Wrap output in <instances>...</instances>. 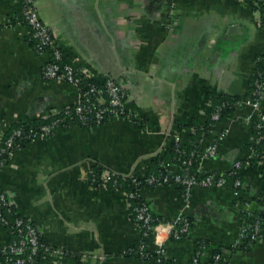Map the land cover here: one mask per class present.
Listing matches in <instances>:
<instances>
[{
  "label": "crops",
  "instance_id": "obj_1",
  "mask_svg": "<svg viewBox=\"0 0 264 264\" xmlns=\"http://www.w3.org/2000/svg\"><path fill=\"white\" fill-rule=\"evenodd\" d=\"M170 6V0H35L66 64L88 80H114L127 95L125 118L91 128L66 124L14 151L0 168V191L50 250L38 264H153L137 251L152 256L157 241L174 264H192L195 240L209 243L202 263L217 250L223 264H264V241L244 247L239 239L248 215L264 229L263 133L257 112L244 104L264 55L263 18L244 0H176ZM19 14L15 0H0V147L15 125L44 121L79 98L73 85L43 79L48 55L34 52ZM217 97L239 102L211 135L194 138L205 147L224 133L216 156L202 158L197 168L225 176L239 163V186L194 187L188 197L175 185L141 189L161 223L142 236L123 192L93 186L90 172L100 167L145 178L171 148L172 134L183 146L191 141L185 129L203 127ZM160 166L168 175L179 170L173 161ZM181 217L192 230L170 239L169 225ZM11 242L0 223V248Z\"/></svg>",
  "mask_w": 264,
  "mask_h": 264
},
{
  "label": "built area",
  "instance_id": "obj_2",
  "mask_svg": "<svg viewBox=\"0 0 264 264\" xmlns=\"http://www.w3.org/2000/svg\"><path fill=\"white\" fill-rule=\"evenodd\" d=\"M20 6V14L23 24L30 31V38L34 42L32 49L36 54H47L48 61L42 70V77L46 81H63L69 83L77 88L79 98L77 103L70 109L64 108L59 111L51 113L50 122L47 124L34 127L26 132L23 129H14L11 134L6 137L0 147V168L7 163L14 151L19 149L20 141L22 139H29L33 141L36 138H47L51 136L55 130L64 127L66 124L76 123L83 127H96L102 125L108 119H123L126 117L125 106L127 104V95L125 91L116 82L108 79L103 84L102 88L90 86L89 90L85 91L81 88V82L88 80L86 75L82 72L75 71L69 64L63 62L64 55L56 45L52 32L48 26L43 24L37 14L35 8V0H15ZM176 0H170L172 8ZM243 1V0H240ZM256 61V68L257 62ZM261 69V68H260ZM258 69V77L254 84L253 98L244 102L245 105L251 107L258 114V129L262 134L261 139L264 140V108L260 106V99L264 91V70L260 72ZM264 69V63H263ZM213 121L219 120V113L211 115ZM224 133L215 138L211 143L202 147V154L199 158L197 167L202 158H214L218 152V147L224 139ZM171 143L175 147V151L183 155L186 153L185 147L180 143L179 135H171ZM18 148V149H17ZM194 153L188 154L186 159L178 163V172L174 175H166L167 171L163 167L158 175H148L143 178V183L148 186L160 187L167 185H175L183 187L184 196L188 197L190 191L194 187L208 188L211 186H224L225 176H215L212 174L203 175L198 168L196 173L190 174L188 167L192 163ZM239 163H236L233 168L238 169ZM121 179H131V184L135 189L126 192L122 189L118 181ZM90 183L93 186L106 187L111 186L115 191H121L128 201V211L133 217V221L142 232V236H147L150 232H157L161 223H156L152 216L151 210L146 202L142 199L140 190L141 183L133 176H118L108 171H102L100 176H96L90 172ZM234 186H239V180L235 181ZM137 203L134 204V201ZM7 205V200L3 194L0 195V223L5 226L6 221L1 214V208ZM179 218L170 224L169 236L175 240L180 239V235L186 233L188 230L187 223ZM183 223V224H182ZM178 225L180 226L179 228ZM13 229L17 234V239L12 241L9 245L0 250V264H35V257L42 252V255L49 254L50 250L41 243L37 229L34 225L24 223L23 219H17L14 223ZM240 241L242 243H253L257 241H264V231L261 229L258 222L253 226H245L240 231ZM139 256L143 259L145 257L144 249L140 248ZM145 254V255H144ZM156 256L155 263L161 264L162 260L166 258V253L162 241H157V250L153 254ZM200 254L196 253L192 259V264H200ZM213 261H218L221 256L215 255L212 257Z\"/></svg>",
  "mask_w": 264,
  "mask_h": 264
},
{
  "label": "trees",
  "instance_id": "obj_3",
  "mask_svg": "<svg viewBox=\"0 0 264 264\" xmlns=\"http://www.w3.org/2000/svg\"><path fill=\"white\" fill-rule=\"evenodd\" d=\"M245 2H247L248 4H250L252 6V8L257 11L260 15L262 19V26L264 27V0H244ZM19 20L23 23L22 21V18H21V14H19ZM30 45L31 47H33V41L31 40L30 38ZM64 58V61H62L60 64L63 65V62H65V56L63 57ZM257 60H259L257 62V67L259 68H255V71H254V74L252 76V80H251V90H250V95H249V99H252L253 98V91H254V84L257 80V77H258V69H260V72H263V63H264V55L262 57H259ZM262 79V82H263V78ZM81 88L85 91L89 90V87L90 86H95L97 88H102L104 86L103 83H99V82H95V81H91V80H85L83 82H81L80 84ZM212 107L209 109V112L207 113L206 115V118H205V122H204V126L203 127H199V126H189L187 127L185 130L187 132V135H188V138L191 140L189 143L185 144V151L186 153L183 154V155H180V153L176 152L175 151V147L174 145H171V148L167 149L164 151V153L162 155H159L156 160H154V162H152L151 166H150V170H149V173L147 174L148 175H158L161 171L160 166L162 163H164L165 161H173V163H179L181 162V160H184L186 159V157H188V154L193 152L194 153V157L192 158V163L191 165L188 167V171L190 174H195L196 173V168H197V164H198V161H199V158L203 152L202 150V147H200V144H194L193 142L195 141L194 138L195 137H198V139H201L202 137H208L209 135L212 134V127L214 125H216L217 123H219V121L223 118H228V117H231L235 111H236V107H237V104L239 102V100H237L236 98H228V97H217V98H212ZM73 108L70 107V109ZM216 111H218L219 113V120L218 121H213L211 119V115L216 113ZM51 120V118H48L44 121H40L39 123H22V124H17L15 125L14 127H12L8 134L6 135V137H8L11 132L14 130V129H17V128H22L24 132H26V134L28 133V131L31 129V125H33L34 127H38L39 125H42V124H47L49 123ZM105 123V122H104ZM103 123V124H104ZM29 142H31L29 139H22V141H20V145L19 146V149L22 148L23 146H25L26 144H28ZM193 143V144H192ZM18 149V148H17ZM103 171L102 168L100 167H95L92 172L96 175V176H100L101 172ZM166 175H168V173H166ZM146 176V177H147ZM136 178V177H135ZM225 185L226 184H229L231 186L234 185L235 181L237 180H240V175H239V171L235 168H232L229 173H227V175H225ZM137 181L139 183H141V188L142 189H154L156 187H153V186H148L146 184L143 183V179H139V178H136ZM118 181L119 183L121 184L122 186V189L126 192H129L130 190L132 189H135L134 186L131 184V179H121V178H118ZM181 190L183 191V187H180ZM3 194L7 200V205L6 206H3L1 208V214L2 216L4 217L5 221H6V225L4 226L5 228H7L9 230V232L11 233L12 235V241H15L17 239V234L15 233L14 229H13V226H14V223L17 219H23L21 216H19L13 209V207L10 205L9 201H8V198L7 196L2 193L0 191V195ZM137 203V200L134 201V204ZM153 216V214H152ZM132 217V216H131ZM133 218V217H132ZM154 220H155V224L156 223H159V221L153 216ZM24 223L26 224H30L27 220L23 219ZM182 221L187 223V227H188V230L186 233H183L180 235V239H182L183 237H185L188 233H190V231L192 230V224L191 222L189 221V219L187 217H183L182 218ZM258 222L259 223V220L256 218H254V216H246V220H245V223L246 225L245 226H253L255 225V223ZM170 224H173V223H170ZM183 224V223H182ZM260 224V223H259ZM32 225V224H31ZM180 226L178 225L177 228H179ZM260 227L261 229L264 231V229L262 228L261 224H260ZM170 239H173V237H170ZM41 241V240H40ZM42 243V242H41ZM43 244V243H42ZM248 246V243H244V247H247ZM209 248V243L205 240H195L194 242V249H195V252H194V255L196 253H199L200 256L203 254L204 251H206L207 249ZM2 248H0L1 250ZM135 252L136 254V251H133ZM132 251L130 254H134ZM137 253H139V251H137ZM144 254L146 258H143V259H149L153 262V264H156L155 263V259H156V256L155 255H147V253L144 251ZM215 255H219V252L217 250H214L211 255H210V259L208 262L206 263H202L200 261V264H223L222 262V259L218 260V261H213V256ZM42 252H40L36 257H35V264H38L39 260L41 259L42 257ZM139 256V254H138ZM166 256V255H165ZM0 257H2V255L0 254ZM139 258H141L139 256ZM200 259V258H199ZM161 264H174L171 260H168L167 258H164V260H162V263Z\"/></svg>",
  "mask_w": 264,
  "mask_h": 264
},
{
  "label": "water",
  "instance_id": "obj_4",
  "mask_svg": "<svg viewBox=\"0 0 264 264\" xmlns=\"http://www.w3.org/2000/svg\"><path fill=\"white\" fill-rule=\"evenodd\" d=\"M112 81H114V80H112Z\"/></svg>",
  "mask_w": 264,
  "mask_h": 264
}]
</instances>
